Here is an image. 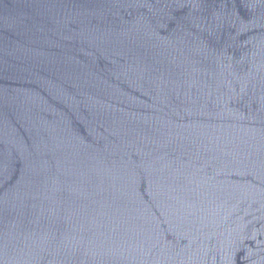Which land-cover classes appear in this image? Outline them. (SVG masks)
Returning <instances> with one entry per match:
<instances>
[{"label": "water", "instance_id": "obj_1", "mask_svg": "<svg viewBox=\"0 0 264 264\" xmlns=\"http://www.w3.org/2000/svg\"><path fill=\"white\" fill-rule=\"evenodd\" d=\"M0 264H264V0H0Z\"/></svg>", "mask_w": 264, "mask_h": 264}]
</instances>
